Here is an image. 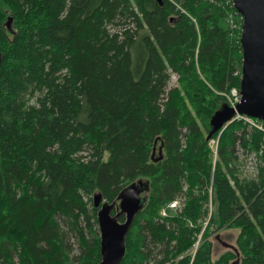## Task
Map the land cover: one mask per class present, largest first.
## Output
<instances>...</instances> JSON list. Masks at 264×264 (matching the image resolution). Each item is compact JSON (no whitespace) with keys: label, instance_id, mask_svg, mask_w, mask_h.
Segmentation results:
<instances>
[{"label":"trees","instance_id":"trees-1","mask_svg":"<svg viewBox=\"0 0 264 264\" xmlns=\"http://www.w3.org/2000/svg\"><path fill=\"white\" fill-rule=\"evenodd\" d=\"M242 27L229 0H0V264H99L94 196L140 182L121 264H264V121L208 139Z\"/></svg>","mask_w":264,"mask_h":264},{"label":"water","instance_id":"water-1","mask_svg":"<svg viewBox=\"0 0 264 264\" xmlns=\"http://www.w3.org/2000/svg\"><path fill=\"white\" fill-rule=\"evenodd\" d=\"M236 11L243 17L240 44L243 52L242 76L240 81V101L235 107L228 103L217 111L211 119L210 139L238 115L264 121V0H230ZM12 19L7 22L11 27ZM0 54V66H1ZM160 160L163 159L160 148ZM140 185V186H138ZM142 183L132 185L119 197V214L125 215L124 222L119 214L112 215L116 203H106L101 194L94 196V207L100 232L101 261L99 264H121L126 255V238L132 224L143 208Z\"/></svg>","mask_w":264,"mask_h":264},{"label":"rangeland","instance_id":"rangeland-1","mask_svg":"<svg viewBox=\"0 0 264 264\" xmlns=\"http://www.w3.org/2000/svg\"><path fill=\"white\" fill-rule=\"evenodd\" d=\"M177 80H178V75L172 73V77H171L172 87H174L176 85ZM226 97H227L228 104L233 105L234 98H233L232 94H229ZM210 145L213 149L215 148L214 145L212 144V142L210 143ZM159 148L157 147L155 156H159V154H160ZM255 173H256V164L254 162H253V164L249 163L248 166L246 165L245 170H244L245 176H248L251 178V177H254ZM145 195L146 194L144 192L141 193L142 197H144ZM170 205L171 204L167 205L163 210H166V212H168V211L173 212L176 208H170ZM179 205H181V203H178V206ZM211 210L213 211V206L211 207ZM63 230L67 231V227H64V225H63ZM238 234H239V230H223L221 232L219 237H221L222 242H218V241L215 242V250H214L215 259L218 258L222 253H224L226 248L235 246ZM69 243H70L71 249H72L71 254H72V256L76 257L77 255H79V252H80L78 243L76 242V239L74 237L71 238L69 240Z\"/></svg>","mask_w":264,"mask_h":264},{"label":"built area","instance_id":"built-area-1","mask_svg":"<svg viewBox=\"0 0 264 264\" xmlns=\"http://www.w3.org/2000/svg\"><path fill=\"white\" fill-rule=\"evenodd\" d=\"M229 1H230V0H229ZM230 2H231V1H230ZM231 3H232V2H231ZM232 5H233V3H232ZM233 7H234V5H233ZM234 8H235V7H234ZM235 10H236V9H235ZM236 13H237V14L240 16V18L243 20V17H242L237 11H236ZM231 94H232V96H233V98H234V103H233V105H230V106H231V107H235L236 104L240 101V98H241L240 90L233 89V90L231 91ZM239 119H243V120L249 122L250 124L257 126L256 123L253 122L252 119H251L250 117L243 116V115H238V114L233 118L232 122L235 121V120H239ZM212 144H213L214 146H216L217 143H216V141L213 140V141H212ZM178 203H181V202H179V201L172 202L171 205H170V208H176L174 211H177V209H179V208L181 207V205L178 206ZM162 214H163L164 216H166V215L168 214V212H166V210H163ZM200 242H201V236H200V238H199V240H198V243H197V244L192 248V250H191V251L193 252L194 255H195V253L197 252V250H198V248H199Z\"/></svg>","mask_w":264,"mask_h":264}]
</instances>
